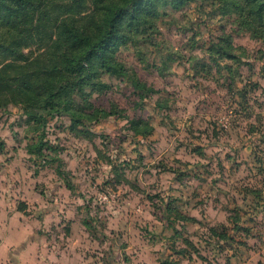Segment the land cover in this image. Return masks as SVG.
<instances>
[{"label":"rangeland","instance_id":"obj_1","mask_svg":"<svg viewBox=\"0 0 264 264\" xmlns=\"http://www.w3.org/2000/svg\"><path fill=\"white\" fill-rule=\"evenodd\" d=\"M113 3L95 0V19ZM231 7L157 0L151 28L104 49L121 72L95 62L103 84L86 86L84 109L103 117L60 112L42 125L0 106L4 186L42 214L56 249L82 264H264V42L240 18L254 10Z\"/></svg>","mask_w":264,"mask_h":264},{"label":"trees","instance_id":"obj_2","mask_svg":"<svg viewBox=\"0 0 264 264\" xmlns=\"http://www.w3.org/2000/svg\"><path fill=\"white\" fill-rule=\"evenodd\" d=\"M169 1L179 6L188 0ZM235 1L216 0L224 12H230ZM239 1L254 10V18L240 16L243 25L264 42V0ZM156 2L114 0L95 19L100 12L95 0H0V106L8 101L20 104L28 120L42 125L46 116L60 112H67L74 123L105 116V109H84L89 95L86 86L98 90L103 84L97 79L95 62L111 72H121V66L104 49L117 36L124 40L126 28L140 24L151 28L145 13ZM82 3L87 6L85 11L78 9ZM31 45L34 51L24 50ZM225 48L224 54L233 57L234 47L227 44ZM42 137L27 146L29 154L39 151ZM57 172L63 173L58 166ZM65 185L74 189L68 181Z\"/></svg>","mask_w":264,"mask_h":264},{"label":"crops","instance_id":"obj_3","mask_svg":"<svg viewBox=\"0 0 264 264\" xmlns=\"http://www.w3.org/2000/svg\"><path fill=\"white\" fill-rule=\"evenodd\" d=\"M1 170L0 264H82L83 256L66 248L56 249L47 241L40 224L42 214L39 215L35 211L27 213L26 208L22 210L17 205L23 197L16 196L13 189L9 193L6 191L4 185L10 181L3 173L4 169ZM17 187L19 189V184ZM33 198L40 202L39 196Z\"/></svg>","mask_w":264,"mask_h":264}]
</instances>
